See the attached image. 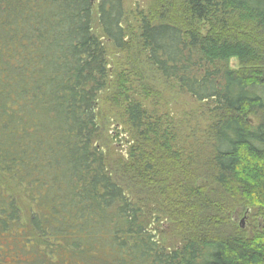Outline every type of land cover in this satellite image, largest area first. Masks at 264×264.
Segmentation results:
<instances>
[{"label": "trees", "instance_id": "trees-1", "mask_svg": "<svg viewBox=\"0 0 264 264\" xmlns=\"http://www.w3.org/2000/svg\"><path fill=\"white\" fill-rule=\"evenodd\" d=\"M130 17L123 0H0V264H264V0ZM146 68L203 104V136L177 135ZM99 102L125 159L99 144Z\"/></svg>", "mask_w": 264, "mask_h": 264}, {"label": "rangeland", "instance_id": "rangeland-1", "mask_svg": "<svg viewBox=\"0 0 264 264\" xmlns=\"http://www.w3.org/2000/svg\"><path fill=\"white\" fill-rule=\"evenodd\" d=\"M149 2L150 0H123V5L127 12L129 22H132L130 13L146 11ZM93 30L96 36H100V32L97 31L95 25ZM104 45L107 49H111L109 43H104ZM227 64L232 70H237L239 68V62L236 58L229 59ZM146 69L147 82L152 85L153 89L161 96L159 104L160 113L165 116V119L173 122L175 128L174 131L177 132V135L179 136L183 133L188 134L192 132L198 137L203 136L202 132L206 128L207 121H209L208 113L203 104L198 103L189 96L183 94L175 83L162 79L155 73V71L149 68ZM104 97L105 94L101 95L100 101H102ZM152 103L154 102L149 101L148 105H151ZM98 110L101 113V120L99 121L102 134V140L99 143L101 148L109 154L112 160L118 157L125 159L127 145L130 144L128 143V140L130 138L123 128L115 127L118 124V120L114 117V114L103 105V103L99 102ZM103 113H105V115ZM248 121L252 125L255 124V119H253V117H249ZM123 183L125 184V182ZM20 213L22 221L25 222L27 220L25 211L21 209ZM252 215V212L245 213L236 210L230 217L236 226L240 225L243 227L244 231L250 235L251 231L259 229L263 223L260 219L254 220ZM161 231L164 235H167L165 238L163 237L165 245L171 244L172 246H176L181 242V238L171 230L163 229Z\"/></svg>", "mask_w": 264, "mask_h": 264}]
</instances>
